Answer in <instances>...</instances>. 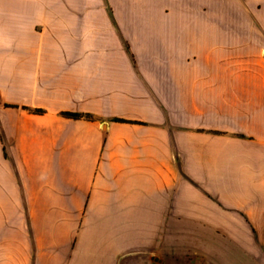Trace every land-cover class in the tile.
Listing matches in <instances>:
<instances>
[{"label":"crops","instance_id":"0c3cea01","mask_svg":"<svg viewBox=\"0 0 264 264\" xmlns=\"http://www.w3.org/2000/svg\"><path fill=\"white\" fill-rule=\"evenodd\" d=\"M0 177L66 264H264V0H0Z\"/></svg>","mask_w":264,"mask_h":264},{"label":"rangeland","instance_id":"374dc122","mask_svg":"<svg viewBox=\"0 0 264 264\" xmlns=\"http://www.w3.org/2000/svg\"><path fill=\"white\" fill-rule=\"evenodd\" d=\"M11 181L0 177V264H66L72 243L70 240L66 243V235L76 225H67L59 218L65 216L66 210L28 207L27 202L33 196L12 191ZM193 227L186 225L185 243L189 252L181 258L183 264H192L193 246L199 245L198 241L193 242ZM173 259L172 264L182 263Z\"/></svg>","mask_w":264,"mask_h":264},{"label":"trees","instance_id":"16d2710c","mask_svg":"<svg viewBox=\"0 0 264 264\" xmlns=\"http://www.w3.org/2000/svg\"><path fill=\"white\" fill-rule=\"evenodd\" d=\"M35 111L36 112H42V110H40V109H36ZM63 114L65 116L71 117V118H82V117H85V118H88V119H92V115H90L88 113L84 114V113H79V112L67 111V112H64ZM114 120L115 121H121V122H133L132 120H127V119H124V118H115Z\"/></svg>","mask_w":264,"mask_h":264}]
</instances>
